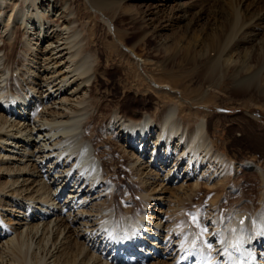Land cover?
<instances>
[{
    "label": "bare ground",
    "instance_id": "1",
    "mask_svg": "<svg viewBox=\"0 0 264 264\" xmlns=\"http://www.w3.org/2000/svg\"><path fill=\"white\" fill-rule=\"evenodd\" d=\"M8 1L0 0V14H8L6 20L0 17V264H30L32 253L36 264H114L124 253L151 258L150 249L159 256L172 251L150 264H264L261 168L245 159L226 160L206 121L189 129L178 115V102L153 114L120 116L114 110L100 131L90 129L95 54L86 52L82 29L73 25L65 2L52 0L35 27L18 23L16 3ZM84 3L97 13L113 7L109 0ZM259 20L264 23V12ZM218 59L207 67L211 74L218 71ZM144 62L136 60L140 66ZM248 70L231 71L234 85L257 78ZM240 75L246 76L236 79ZM96 136L102 144L95 145ZM115 164L137 188L142 209L134 215L128 187L119 196L113 189ZM242 169L259 177L255 199L234 183ZM203 190L210 196L187 223L188 201ZM229 194L235 196L230 207ZM152 205L158 206L148 212ZM64 207L69 208L65 215ZM6 213H16L10 224ZM114 228L132 240L111 245Z\"/></svg>",
    "mask_w": 264,
    "mask_h": 264
},
{
    "label": "rangeland",
    "instance_id": "2",
    "mask_svg": "<svg viewBox=\"0 0 264 264\" xmlns=\"http://www.w3.org/2000/svg\"><path fill=\"white\" fill-rule=\"evenodd\" d=\"M14 1L6 3H16L13 8L17 14L13 16L18 23L25 21L23 23L35 27L40 16L49 13L52 3V0ZM259 1L109 0L113 7H103V11L97 13L92 12L84 0H60V4L65 2L70 17L75 18L73 25L82 29L86 52L95 54L97 73L92 77L97 76V82L91 88L89 99L95 119L90 129L96 127L93 130L100 131L102 125L108 124L114 110L120 116L151 114L156 108L161 112L178 102V115L189 129L200 120L206 121L209 136L219 152L229 158L226 160L236 163L249 160L264 172V23L259 20L264 12V0ZM1 14L0 17L6 20L7 12ZM256 18L260 25H256ZM231 29L237 35L232 33L228 43ZM254 35L252 45L249 39ZM218 56V71L211 74L207 67ZM136 60L145 62L140 66ZM246 64L248 67L244 66ZM237 66L257 73V78L246 82L248 85H234L231 71ZM248 75L252 76L251 73ZM245 76L236 79L242 80ZM97 138L95 142L100 140ZM100 142L95 145L102 144ZM111 152L118 157L116 146H111ZM115 166L118 175L117 186L114 184L113 189L116 187L119 196L128 187V198L135 200L130 204L129 213L134 215L142 209V205L138 206L137 188L128 184L125 168L119 164ZM258 178L255 172L242 169L234 183L238 184L242 195L255 199ZM209 196L203 190L189 199L184 215L187 223H192L190 213L201 209ZM228 196L226 205L234 206L235 196ZM113 201L115 207H121L119 198ZM157 206L152 205L148 212ZM14 216L5 217L6 222L10 224L9 220H14ZM114 229L112 235L118 233V236H110L111 244L126 234L123 229ZM30 257V264H36L38 256L32 253Z\"/></svg>",
    "mask_w": 264,
    "mask_h": 264
},
{
    "label": "snow or ice",
    "instance_id": "3",
    "mask_svg": "<svg viewBox=\"0 0 264 264\" xmlns=\"http://www.w3.org/2000/svg\"><path fill=\"white\" fill-rule=\"evenodd\" d=\"M210 246V245H209Z\"/></svg>",
    "mask_w": 264,
    "mask_h": 264
}]
</instances>
